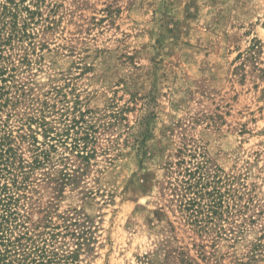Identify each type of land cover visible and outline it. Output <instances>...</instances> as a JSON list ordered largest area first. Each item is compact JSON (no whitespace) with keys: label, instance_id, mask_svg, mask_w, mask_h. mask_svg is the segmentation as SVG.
Returning <instances> with one entry per match:
<instances>
[{"label":"rangeland","instance_id":"obj_1","mask_svg":"<svg viewBox=\"0 0 264 264\" xmlns=\"http://www.w3.org/2000/svg\"><path fill=\"white\" fill-rule=\"evenodd\" d=\"M0 136L78 264H264V0H0ZM202 155L238 203L208 231L169 205Z\"/></svg>","mask_w":264,"mask_h":264},{"label":"trees","instance_id":"obj_2","mask_svg":"<svg viewBox=\"0 0 264 264\" xmlns=\"http://www.w3.org/2000/svg\"><path fill=\"white\" fill-rule=\"evenodd\" d=\"M80 121L72 119L65 131L77 127ZM89 136L88 131L83 130L81 135L73 137V147L85 148ZM189 154L195 156L191 152ZM16 156L15 149L6 145L5 137L0 136V264H78L75 251H58L55 246L58 233L52 228L46 227L49 229L33 234L26 227L19 210L21 195L17 190L21 185L11 167ZM201 158L191 165L188 163L191 158L175 162L179 167L184 166L177 173L180 177L176 176L175 182H169V205H174L186 223L208 231L211 227L216 228L218 221L226 218L238 203L231 194L225 174L221 176L219 168H211L203 155ZM138 264L152 263L144 255Z\"/></svg>","mask_w":264,"mask_h":264}]
</instances>
